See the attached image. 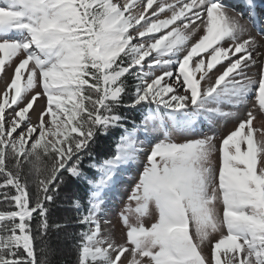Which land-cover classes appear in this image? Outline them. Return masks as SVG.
<instances>
[{
	"label": "snow or ice",
	"instance_id": "6c2138e0",
	"mask_svg": "<svg viewBox=\"0 0 264 264\" xmlns=\"http://www.w3.org/2000/svg\"><path fill=\"white\" fill-rule=\"evenodd\" d=\"M244 7L0 0V201L14 209L0 210V264H48L36 241L64 227L49 223L47 205L65 172L89 185L78 264H264V123L253 126L257 105L264 112V28L254 0ZM253 97L217 148L203 125L238 118L226 107ZM121 108L144 111L137 122ZM113 130V154L96 162L92 146ZM141 156L117 242L101 228L103 205Z\"/></svg>",
	"mask_w": 264,
	"mask_h": 264
},
{
	"label": "rangeland",
	"instance_id": "374dc122",
	"mask_svg": "<svg viewBox=\"0 0 264 264\" xmlns=\"http://www.w3.org/2000/svg\"><path fill=\"white\" fill-rule=\"evenodd\" d=\"M244 19L246 20V18ZM253 34H254V30H253ZM256 71L257 69L254 67L249 74L251 75L255 73ZM11 75H12V72L11 70H9L8 77L10 78ZM2 88H3V84H0V89ZM45 102H46V98L44 100H41L40 101L41 106H43ZM128 102H129V98L126 97L125 103H128ZM253 103H255L254 97L250 98L248 104L240 108L229 109L226 107V110L238 112L239 117L230 118L228 120H217L215 124L212 126L205 124L203 125V132L207 133L208 135H212L213 133H215L217 148H219V145L221 143L223 136L227 135L230 131L234 130V128L239 123V119L245 118L247 111L252 108ZM121 109H123L124 110L123 112L127 114L130 119H133V120H136L138 116H140L141 118V113L144 111V109H140L139 111L129 110L127 108H121ZM36 110L39 111V108H37ZM254 115L256 116V119L253 121L254 127L259 126L260 124L264 123V112L259 110L258 105L254 111ZM130 126L131 125H129V127ZM141 137L143 138L142 135ZM192 138H195V137H192ZM176 139L182 140L183 137H176ZM145 160H146V156L143 158V160L139 161V165L138 163L135 164L130 169L129 173H127V175L123 178L124 180L121 183V189L124 193V197L122 201L119 204H117V206L112 205V207L113 206L114 207L113 208L111 207L112 208L111 212L106 211V215L104 214L101 217L102 230L105 232V234H107L110 231L112 233L113 239H115L117 242H123L126 239L127 229L125 228V226L123 225L121 221L120 213L125 208V205L129 203L128 197L131 194L134 184L139 179L140 173L143 171ZM214 160L218 168L220 164L219 152H217L214 155ZM92 162L93 161L87 155H85L84 159L81 162V167L83 168L84 172L88 174L89 177L95 178V176L97 175L95 170L93 169V171L92 170L89 171L90 170L89 168H91L90 165L92 164ZM137 165L138 167L135 170V167ZM68 176H71V175L65 172L63 176V182L60 184L58 191L54 193L53 201H55V203L57 204L58 213H61V215L64 218L63 219L64 227L60 228L61 231L57 235V239H59V244H60L57 251L59 252V254H62V256H65L61 264H78V242L81 239L79 234H80L81 229L85 227L83 224L78 223V219H79L80 212L81 211L86 212L88 208L87 201H88L89 185H87L86 190H83V193L81 192L77 194L78 187H75L72 181L70 180L68 181L69 179ZM71 178H74V177L71 176ZM78 180L82 185H85L87 183L83 179H78ZM30 191L34 193L35 187L34 186L30 187ZM75 200H79L81 202V204L83 205L82 209H77L73 206V202ZM53 201L47 205L49 208V214L52 212ZM132 204H133V207H135V203L132 202ZM103 208H104V205H103ZM6 209L14 210L10 208L8 205H6L4 202L0 201V210H6ZM132 220L133 222H135L134 217H132ZM154 220H155V212L153 211V216L145 217L144 223L146 226H149L151 223L154 222ZM217 237H218V234H214L212 237L213 241ZM204 251L206 255L210 254V245L206 246Z\"/></svg>",
	"mask_w": 264,
	"mask_h": 264
},
{
	"label": "trees",
	"instance_id": "16d2710c",
	"mask_svg": "<svg viewBox=\"0 0 264 264\" xmlns=\"http://www.w3.org/2000/svg\"><path fill=\"white\" fill-rule=\"evenodd\" d=\"M129 83L131 84L132 82L129 81ZM120 111H121V113H124L123 109H121ZM136 120L139 121L140 116H138V118ZM120 134L121 133L119 130H113L109 135H107V136L102 135V136H99L97 138V141L93 145V148H92V154L95 157L97 162H99L101 158L104 159L107 156H110L113 154L116 138ZM89 169H90L89 171H91V170L93 171L92 168H89ZM64 174H63V176H64ZM68 178H69L68 181L69 180L72 181V183L75 185V187H78L77 194L81 193V192L83 193V190H86V187L88 185L87 183L85 185H82L78 179L71 178V176H68ZM52 205H53V208H52V212L49 214V223L50 224H62V225H64V221H63L64 218L61 215V213H58L57 204L55 203V201H53ZM34 217H35V214H34ZM38 219H39L38 217L34 218L33 225H35V223L38 221ZM60 231H61L60 229H58V230L50 229L47 236L45 237V244H41V242L39 240L36 241V247L38 249L46 246L47 253L45 255V259L48 261V264H61L63 262V258L65 257V256H62V254H59V252L57 251V249L60 245L59 239H57V235H58V233H60ZM39 255L40 254L38 253V256Z\"/></svg>",
	"mask_w": 264,
	"mask_h": 264
},
{
	"label": "bare ground",
	"instance_id": "6f19581e",
	"mask_svg": "<svg viewBox=\"0 0 264 264\" xmlns=\"http://www.w3.org/2000/svg\"><path fill=\"white\" fill-rule=\"evenodd\" d=\"M256 2H257V4H258V13H259V20H260V26L262 27V28H264V12H263V7H264V0H255ZM224 2L225 3H227L228 4V0H224ZM230 5V4H229ZM237 6V5H236ZM238 7V6H237ZM247 11V10H246ZM263 13V14H262ZM247 20V19H246ZM254 30V29H253ZM256 34V29L254 30V35ZM260 115V114H259ZM141 139H143L142 137H141ZM145 156H141V159L140 160H143V158H144ZM138 165H139V162H138ZM138 165L135 167V170H136V168L138 167ZM134 170V171H135ZM130 171V170H129ZM129 171L127 172V173H129ZM133 171V172H134ZM127 175V174H126ZM125 175V176H126ZM124 176V177H125ZM123 180L124 179H122L118 184H117V187H116V189H115V191H114V193H109L107 196H106V198H105V204H104V208H103V211H104V214L106 215V211L108 212V211H110L111 212V210H112V208L114 207H112V205H116L117 206V204H119L121 201H122V199H123V197H124V193H123V191H122V189H121V183L123 182ZM128 183V182H127ZM126 183V184H127ZM125 184V185H126ZM124 185V186H125ZM124 186H123V188H124ZM112 207V208H111ZM109 214V213H108Z\"/></svg>",
	"mask_w": 264,
	"mask_h": 264
}]
</instances>
